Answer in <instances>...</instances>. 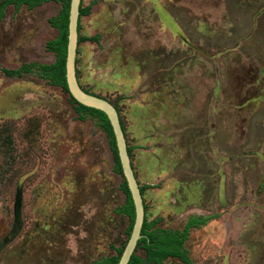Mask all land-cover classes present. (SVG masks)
<instances>
[{
    "label": "rangeland",
    "instance_id": "obj_1",
    "mask_svg": "<svg viewBox=\"0 0 264 264\" xmlns=\"http://www.w3.org/2000/svg\"><path fill=\"white\" fill-rule=\"evenodd\" d=\"M81 9L77 83L119 112L149 231L207 219L186 262L138 246L137 264H264V0ZM61 12L10 5L0 20V264H106L131 234L108 132L40 69Z\"/></svg>",
    "mask_w": 264,
    "mask_h": 264
},
{
    "label": "trees",
    "instance_id": "obj_2",
    "mask_svg": "<svg viewBox=\"0 0 264 264\" xmlns=\"http://www.w3.org/2000/svg\"><path fill=\"white\" fill-rule=\"evenodd\" d=\"M50 1L60 2L62 6L61 15L59 16V18H57L55 21L52 22L53 26H55L58 30V36L53 42L50 43L51 46L50 50L56 53L57 58L55 63L48 66H41L40 69L42 70L45 78H47L50 82L54 84H58L60 87H62L67 91L66 78H65V63H66L68 14H69L70 0H5L2 3H0V20L4 16V10L10 5H13L15 10L18 11L22 6H25L27 9H32L35 6ZM85 13L86 11L82 10L80 5L79 20L81 15ZM79 30H80V21L78 22V35H79ZM83 40L86 39L79 38L78 36V44ZM84 92L89 94L86 91ZM73 101L75 102L79 110L89 113L93 116H96L99 120H101L103 127L109 134V137L111 139V145L115 148V151H117L114 135L107 116L99 110L85 107L81 104H78L75 100ZM117 113L119 115L118 111ZM119 120H120L121 129L124 133V126L122 124L120 116H119ZM117 166L121 167L119 161ZM124 186L126 188L127 199H126V205L123 207L122 212L125 213L129 218L130 221L129 230L131 233L135 221V210L126 182ZM143 189L144 187L139 188L141 195ZM145 212L146 209L144 207V221L140 232L141 237L138 240L136 247L141 246V248L144 249L146 258L149 261L158 263L168 257H178L182 261L186 262L185 258L183 257L181 248L183 243L186 241L188 237L189 230L191 228L197 227L198 225L204 224L207 221V219H195V218L190 219L185 224L181 233L167 232V233L157 234L155 231H149L151 224L146 222ZM135 251L131 256L128 264H137L138 262H141L140 259L134 255ZM121 254H122V250H119L117 256L109 257L105 259L104 262L106 264H118Z\"/></svg>",
    "mask_w": 264,
    "mask_h": 264
},
{
    "label": "water",
    "instance_id": "obj_3",
    "mask_svg": "<svg viewBox=\"0 0 264 264\" xmlns=\"http://www.w3.org/2000/svg\"><path fill=\"white\" fill-rule=\"evenodd\" d=\"M81 0H70L68 14V36L66 48L65 78L69 95L78 104L103 112L111 125L122 172L131 195L135 221L129 240L121 254L118 264H128L133 255L137 242L140 239V232L144 221V206L139 187L134 178L129 157L126 150L123 131L116 109L106 100L85 93L78 85L76 79V56L78 47V22Z\"/></svg>",
    "mask_w": 264,
    "mask_h": 264
}]
</instances>
